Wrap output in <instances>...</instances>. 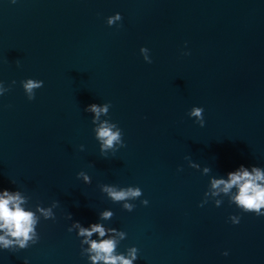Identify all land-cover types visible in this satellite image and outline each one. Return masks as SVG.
I'll return each instance as SVG.
<instances>
[{"label": "water", "instance_id": "1", "mask_svg": "<svg viewBox=\"0 0 264 264\" xmlns=\"http://www.w3.org/2000/svg\"><path fill=\"white\" fill-rule=\"evenodd\" d=\"M27 77L43 81L32 100ZM0 86V187L53 212L0 264H92L73 221L122 231L115 252L135 246L133 264H264V216L211 188L241 163L264 170V0H0ZM89 103L107 112L93 122ZM102 121L123 147L101 154ZM104 185L142 194L129 211Z\"/></svg>", "mask_w": 264, "mask_h": 264}, {"label": "clouds", "instance_id": "2", "mask_svg": "<svg viewBox=\"0 0 264 264\" xmlns=\"http://www.w3.org/2000/svg\"><path fill=\"white\" fill-rule=\"evenodd\" d=\"M11 2L15 3L16 0H11ZM117 20H121L119 12L110 16L107 19V23L108 25H112ZM139 51L141 54H145L149 52V49L142 45ZM183 54L188 55V51L185 49ZM143 60L148 63L152 62L148 55H143ZM12 83L15 84L16 82L12 81ZM20 84L26 97L32 100L35 95L34 89L42 87L43 81L27 77L22 79ZM7 90L3 86H0V95H3ZM107 108V105L89 103L85 105L84 110L93 113V122H95L100 113L107 112ZM203 111L202 106L193 105L188 109L187 115L189 117H195V122L203 126ZM95 135L100 141L101 154L105 153L107 149L114 148V145L124 146L122 131L115 123L102 121L96 127ZM81 150H83V146H81ZM204 171H208V169L205 168ZM80 175L85 182L89 180L86 174L80 173ZM225 177H216L211 180V188L216 190L212 195H216L218 192L229 194L231 203L240 211L251 212L257 216H264V170L255 164L245 166L241 163L234 169L227 171ZM233 189L235 191H232ZM102 190L114 201H125L123 207L129 211L132 210L134 205L127 203V200L141 196L142 194L138 186L117 188L112 185H104L102 186ZM25 203V198L18 191L0 187V249L15 251L17 249H25L30 244L37 243L39 239V234L36 230V225L39 221L37 213L45 219L53 217V212L50 207H37L33 211L25 207ZM141 203L147 205L148 200L143 199ZM215 204L219 206L220 201L217 200ZM203 205V203L198 202V206ZM100 216L103 219H108L112 216V212L104 210L100 213ZM239 220V214H229L228 216V221L232 224H237ZM73 228L76 229L78 236L83 237L81 244L88 245L87 248L82 249V252L88 254V259L92 264H98V262H103V264H133V261L137 259V248L135 246L129 247L126 255L115 252L117 237L123 238L125 235L122 231H118L115 228L106 229L98 222H89L85 227L79 221H73L68 231L71 232ZM106 232L114 233V235L105 237ZM93 233H96L103 239H89ZM221 255L227 256L228 251L223 250ZM23 264H30L27 257L23 258Z\"/></svg>", "mask_w": 264, "mask_h": 264}]
</instances>
